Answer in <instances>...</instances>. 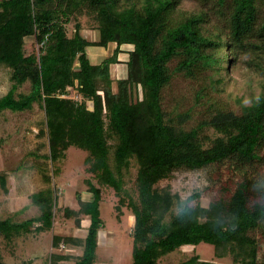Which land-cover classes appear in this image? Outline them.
<instances>
[{"label": "trees", "instance_id": "trees-1", "mask_svg": "<svg viewBox=\"0 0 264 264\" xmlns=\"http://www.w3.org/2000/svg\"><path fill=\"white\" fill-rule=\"evenodd\" d=\"M217 2L220 7L231 6L230 15L221 16L222 26L203 32L201 24L209 22L204 11L168 28L167 16L177 0H0V66L11 70L12 83L0 98V114L31 111L36 103L43 108L49 147L45 158L53 173L42 174L47 182L59 176V164L72 147L86 153L84 165L90 174L85 181L90 198L80 196L77 210L63 211L77 227L87 217L86 236L54 234L51 239L53 249L78 244L81 254L54 250L47 264L95 263L98 233L104 226L102 187L114 193L119 219L125 209L134 216L131 264H159L183 246L203 243L213 246L214 259L203 261L194 255L178 264H222L218 261L226 258L231 264H264L252 235L264 229V201L252 190L258 177L251 171L261 162L264 149V80L259 82V93L251 94L250 104L240 102V113L218 112L189 132L167 118L161 105V91L174 73L191 78L198 68L212 69L214 89L224 92L241 50L252 46L264 54V43H247L257 33L264 35V22L256 30V0ZM82 14L92 21L96 39L82 34L78 21ZM111 44L115 45L111 55L99 64L91 61L88 47ZM127 47L131 49L124 50ZM123 52L128 53L124 62L119 58ZM119 63L123 75L113 78L111 68ZM247 64L264 74L262 65L253 60ZM27 82L30 92L19 93ZM71 90L76 98L69 97ZM202 128L211 135L203 137ZM135 155L140 156L136 197L125 182V170ZM224 166L237 178H226L227 173L221 172ZM206 168L215 169L219 190L207 207L199 202V192L183 200L169 186H158L176 171ZM1 183L5 186L3 177ZM57 199V190L32 195L40 215L22 222L1 220L0 238L13 246L32 232L52 230L61 208ZM184 201L190 207L179 217L177 204ZM0 264H7L1 249Z\"/></svg>", "mask_w": 264, "mask_h": 264}, {"label": "rangeland", "instance_id": "rangeland-1", "mask_svg": "<svg viewBox=\"0 0 264 264\" xmlns=\"http://www.w3.org/2000/svg\"><path fill=\"white\" fill-rule=\"evenodd\" d=\"M228 3L231 0H227ZM257 20L256 30L264 22V0H256ZM231 6L220 7L217 0H177L176 6L167 16L168 28L183 23L193 14L204 11L208 13L209 22L202 23L203 32L214 31V26H222L221 16L229 17ZM78 21L82 25V34L87 39H96L97 31L91 29V22L87 15L82 14ZM73 22L69 26L68 34L71 35L74 28ZM167 28L162 33L165 35ZM264 43V35L249 37L247 43ZM264 45V44H262ZM113 44L103 48V54L111 55ZM88 47L87 52L92 62L96 60V52ZM210 54V49L207 50ZM119 58L124 61L128 53H121ZM253 60L256 64L264 67V54L254 50L252 46H246L239 53V62L231 71V81L224 92H217L212 83L214 71L212 69L198 68L196 76L184 74H172L169 83L161 91V105L167 118L177 120L179 129L185 132L201 128L202 123L210 121L218 112L235 111L240 113L241 104H250L251 94L260 91L259 82L264 80V74L256 66H250L247 62ZM97 61V62H96ZM177 61L170 64L173 71ZM100 63V62H99ZM98 63V64H99ZM76 69L78 66H75ZM122 64L113 65L111 73L113 78L123 75ZM11 70L6 66H0V98L11 89ZM116 87H114V90ZM31 90V84L25 83L18 90L21 94H27ZM70 98H76L71 90ZM33 110L13 113L6 111L0 114V221L10 219L13 222H22L40 215L39 207L31 201V196L41 191L57 190V206L54 227L50 231L40 233L32 232L16 240L15 245H8L0 238V249L3 261L7 264H47L49 255L56 250L70 256L81 254L80 245L61 244L59 248L51 247V239L54 234L84 238L87 233L88 219L82 218L80 227H77L74 219L67 218L64 208L69 207L77 210L78 199L90 198L86 179L90 178L87 173L84 158L86 153L70 148L67 158L59 164L60 174L51 182H47L42 174L53 176L52 164L45 158L49 155L48 129L46 128V116L43 108L34 104ZM43 129V130H42ZM203 137L211 135V131L202 128ZM44 135L41 136V132ZM206 145L209 141L204 142ZM261 162L257 163L251 171L255 177L264 178V149L260 153ZM139 155L131 158L129 166L125 170L126 187L136 197L137 173L139 168ZM215 169L206 168L196 171H176L168 179L159 183L160 188L170 187L173 193H177L181 199H186L193 193H201L199 202L203 206H209L213 197L219 194L215 183ZM227 177H233L228 169L221 170ZM221 174V173H220ZM236 176V175H234ZM4 178L5 186L1 183ZM56 189V190H55ZM52 194V193H51ZM102 202L100 204L103 229L98 233L97 259L94 264H131L133 243L131 232L134 226V216L128 210L117 216L115 205L116 197L112 190L107 187L101 188ZM196 203V202H195ZM193 202V204H195ZM258 242V252L264 260V229H258L252 233ZM63 245V246H62ZM198 255L203 261L214 259L213 246L200 244L197 247L183 246L163 259L159 264H178ZM222 264H231L230 258L219 260Z\"/></svg>", "mask_w": 264, "mask_h": 264}, {"label": "clouds", "instance_id": "clouds-1", "mask_svg": "<svg viewBox=\"0 0 264 264\" xmlns=\"http://www.w3.org/2000/svg\"><path fill=\"white\" fill-rule=\"evenodd\" d=\"M253 192L257 193L261 201H264V178L258 177L257 180L252 185ZM190 207L188 201L177 204V216L182 217L185 211Z\"/></svg>", "mask_w": 264, "mask_h": 264}, {"label": "crops", "instance_id": "crops-1", "mask_svg": "<svg viewBox=\"0 0 264 264\" xmlns=\"http://www.w3.org/2000/svg\"><path fill=\"white\" fill-rule=\"evenodd\" d=\"M112 45V44H111ZM113 46L115 47V45L113 44ZM92 49L93 48H97L96 50L94 49V52H96V60H98V63L101 62L104 58H105V53L103 54V51H102V47H91ZM114 49V48H113ZM131 48L127 47V48H124V50H130ZM122 60V59H121ZM97 62V61H96ZM94 63V62H93ZM97 64V63H95ZM73 236H76L75 234Z\"/></svg>", "mask_w": 264, "mask_h": 264}, {"label": "built area", "instance_id": "built-area-1", "mask_svg": "<svg viewBox=\"0 0 264 264\" xmlns=\"http://www.w3.org/2000/svg\"><path fill=\"white\" fill-rule=\"evenodd\" d=\"M63 246V245H62Z\"/></svg>", "mask_w": 264, "mask_h": 264}]
</instances>
